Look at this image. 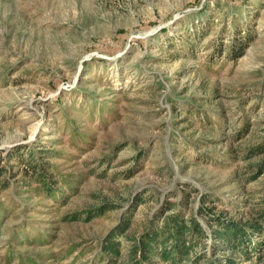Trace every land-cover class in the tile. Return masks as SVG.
I'll use <instances>...</instances> for the list:
<instances>
[{
  "label": "rangeland",
  "instance_id": "obj_1",
  "mask_svg": "<svg viewBox=\"0 0 264 264\" xmlns=\"http://www.w3.org/2000/svg\"><path fill=\"white\" fill-rule=\"evenodd\" d=\"M47 149L54 197L19 160ZM263 158L264 0H0V256L106 264L169 214L247 217Z\"/></svg>",
  "mask_w": 264,
  "mask_h": 264
},
{
  "label": "trees",
  "instance_id": "obj_2",
  "mask_svg": "<svg viewBox=\"0 0 264 264\" xmlns=\"http://www.w3.org/2000/svg\"><path fill=\"white\" fill-rule=\"evenodd\" d=\"M236 49L233 47L231 53ZM47 151L43 150L38 158L28 151L22 153L19 160L27 183L34 184L38 193L54 197L62 189L61 183L69 186L71 182L56 165L46 160L51 157ZM5 171V166L0 165V175ZM262 174L264 158L252 168L247 180H255ZM256 199L249 216L214 214L208 226L197 216L186 218L177 213L169 214L163 217L161 225L147 227L135 238L128 258L122 261L121 243L112 234L101 242L100 252L107 257L106 264H264V194ZM121 231H125L124 227ZM209 240L212 241L210 247L207 246ZM15 262L25 264L20 257L0 256V264Z\"/></svg>",
  "mask_w": 264,
  "mask_h": 264
}]
</instances>
